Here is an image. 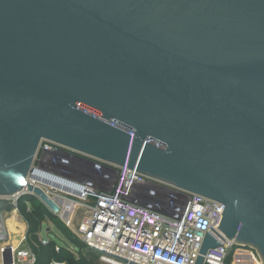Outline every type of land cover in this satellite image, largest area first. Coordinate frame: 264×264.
<instances>
[{
  "label": "water",
  "instance_id": "water-1",
  "mask_svg": "<svg viewBox=\"0 0 264 264\" xmlns=\"http://www.w3.org/2000/svg\"><path fill=\"white\" fill-rule=\"evenodd\" d=\"M42 140L222 204L264 261V0H0V240L25 195L58 212Z\"/></svg>",
  "mask_w": 264,
  "mask_h": 264
},
{
  "label": "built area",
  "instance_id": "built-area-1",
  "mask_svg": "<svg viewBox=\"0 0 264 264\" xmlns=\"http://www.w3.org/2000/svg\"><path fill=\"white\" fill-rule=\"evenodd\" d=\"M32 165L63 181L28 182L57 205V213L47 210L102 264H196L206 234L220 246L207 251L203 264H226L240 246L217 228L224 206L215 201L46 140ZM24 242L10 246L13 264H35Z\"/></svg>",
  "mask_w": 264,
  "mask_h": 264
},
{
  "label": "trees",
  "instance_id": "trees-1",
  "mask_svg": "<svg viewBox=\"0 0 264 264\" xmlns=\"http://www.w3.org/2000/svg\"><path fill=\"white\" fill-rule=\"evenodd\" d=\"M17 210L27 224L25 240L36 258L35 264H102L97 258H92L86 245L70 233L35 197L29 195L21 197L17 203ZM46 222L61 233L64 241L56 242L49 239L46 244L42 243L40 234ZM48 234H51L50 230ZM232 251L233 249L228 253L226 263L231 261ZM247 256L239 251L234 264L252 263L253 259L249 258L248 261Z\"/></svg>",
  "mask_w": 264,
  "mask_h": 264
},
{
  "label": "rangeland",
  "instance_id": "rangeland-1",
  "mask_svg": "<svg viewBox=\"0 0 264 264\" xmlns=\"http://www.w3.org/2000/svg\"><path fill=\"white\" fill-rule=\"evenodd\" d=\"M80 213H82V211H80ZM11 225L14 228L16 226V222L11 224ZM47 230H50L51 234H48V232H46ZM69 232L72 233L76 237V235L71 230H69ZM40 237L44 238V239H48V240L51 239V240L56 241V242L57 241H64V238L62 237L61 233L59 231H57L50 223H47V222L43 225ZM17 245H18V243L15 244L13 248H15ZM24 245H27L26 240L24 242ZM24 245H22V246H24ZM239 251L248 255L247 256L248 261H250L249 258L253 259L252 263H247V264H264V261L262 260L260 254L258 253V251L255 247L254 248H251V247L244 248L242 246H239V247H236L235 249H233L231 261L229 263H226V264H234L236 255ZM90 253H91L92 258H94V259L98 258V254L94 253V251H90Z\"/></svg>",
  "mask_w": 264,
  "mask_h": 264
},
{
  "label": "crops",
  "instance_id": "crops-1",
  "mask_svg": "<svg viewBox=\"0 0 264 264\" xmlns=\"http://www.w3.org/2000/svg\"><path fill=\"white\" fill-rule=\"evenodd\" d=\"M12 216L13 218L15 217L16 220V226L14 228L12 227L11 224H9V221L12 218ZM4 228L6 230V238L5 240H0V250L8 246L12 247L14 241L18 242L19 245L22 242V240L26 238L27 224L25 220L22 218V216H20L18 210L4 213ZM41 240L48 241V239H44V238H41ZM0 264H3L1 252H0Z\"/></svg>",
  "mask_w": 264,
  "mask_h": 264
},
{
  "label": "bare ground",
  "instance_id": "bare-ground-1",
  "mask_svg": "<svg viewBox=\"0 0 264 264\" xmlns=\"http://www.w3.org/2000/svg\"><path fill=\"white\" fill-rule=\"evenodd\" d=\"M39 177V175H35V177L34 176H32V177H30L27 181H29V182H31L32 180L33 181H38V178ZM12 215V214H11ZM16 222V220H15V217L13 218V216H12V218L10 219V221H9V224H13V223H15ZM18 242H16V241H14V243H13V246L12 247H14V245L15 244H17ZM244 264H246V263H244Z\"/></svg>",
  "mask_w": 264,
  "mask_h": 264
}]
</instances>
